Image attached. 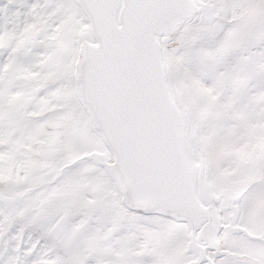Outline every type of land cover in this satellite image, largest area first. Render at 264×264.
Segmentation results:
<instances>
[{
  "label": "snow or ice",
  "instance_id": "1",
  "mask_svg": "<svg viewBox=\"0 0 264 264\" xmlns=\"http://www.w3.org/2000/svg\"><path fill=\"white\" fill-rule=\"evenodd\" d=\"M0 264H264V0H0Z\"/></svg>",
  "mask_w": 264,
  "mask_h": 264
}]
</instances>
